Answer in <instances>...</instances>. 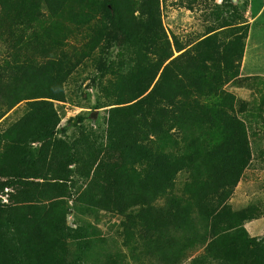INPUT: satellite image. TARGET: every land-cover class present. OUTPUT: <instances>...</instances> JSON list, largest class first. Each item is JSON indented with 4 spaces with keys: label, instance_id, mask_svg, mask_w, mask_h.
Returning a JSON list of instances; mask_svg holds the SVG:
<instances>
[{
    "label": "trees",
    "instance_id": "obj_1",
    "mask_svg": "<svg viewBox=\"0 0 264 264\" xmlns=\"http://www.w3.org/2000/svg\"><path fill=\"white\" fill-rule=\"evenodd\" d=\"M157 1L0 0V41L11 48L15 64L6 60L0 65V99L10 108L23 98V90L41 84L39 95L65 101L64 84L104 42L132 41L136 50L133 71L129 65L131 73L121 76L115 95L119 103L134 102L123 109L129 122H110L101 160L108 172L93 177L89 191L93 199L100 196L106 210L127 218L116 235L129 253H123L112 234L67 236L63 218L53 209L19 202L0 204V264H125L129 255L135 259L146 253L154 264H184L196 245L204 252L187 264H264L262 242L250 238L244 227L248 218L227 204L253 157L249 130L240 116L247 103L237 108L233 96L220 93L224 81L238 76L245 35L223 42L212 37L171 59L174 53ZM85 24L92 25L90 32L81 28ZM72 25L87 40L70 51ZM22 68L26 73L19 75ZM13 75L24 77L14 82ZM130 84L132 89H126ZM35 106L38 114L0 132V177H8L7 168L21 156V147L12 141H46L57 134L56 122L45 118L48 112L49 117L57 115L53 104ZM62 145L53 151V172L60 161L78 159ZM43 147L44 154L52 146ZM90 153L98 159L97 151ZM18 160L23 168H14V176L47 177L45 158L30 153ZM184 171L189 176L179 189L177 178ZM59 177L57 172L55 179ZM5 185L0 182V191ZM166 197V204L156 205Z\"/></svg>",
    "mask_w": 264,
    "mask_h": 264
},
{
    "label": "rangeland",
    "instance_id": "obj_2",
    "mask_svg": "<svg viewBox=\"0 0 264 264\" xmlns=\"http://www.w3.org/2000/svg\"><path fill=\"white\" fill-rule=\"evenodd\" d=\"M157 5L160 8L161 27L173 49L174 56L171 59L212 37L214 40V37L218 36L217 41L223 42L228 41L230 37L245 35L243 57L239 67H236L238 76L224 81L220 93L233 96L237 108L240 102L247 103L246 110L240 116L249 130L253 157L229 196L227 204L234 212L248 218L243 222L244 227L250 238L260 239L264 251V13H259L264 0H158ZM82 27L86 28L85 32H90L92 25L85 24ZM84 36L83 31L72 25L66 50L71 51L74 44L81 46L87 40ZM133 46L132 41L130 44L112 46L104 42L99 48L91 51L64 84L65 101L50 95H39L37 89L42 88L44 84L38 88L23 90V98L11 108L0 99L1 133L8 131L23 118L38 114L36 103L45 101L53 104L57 114L49 117L48 112L46 117L44 116L46 120L56 122L57 134L54 138L46 141H10L21 147L20 157L33 153L38 160L45 158V170L42 165L38 167L43 169L47 177L32 179L14 176L15 169L23 168V163L18 160L20 157L16 158L14 166L7 168L9 176L0 177V182L6 184L0 191L1 206H13L19 202L32 205L39 202L41 208L47 212L53 209L58 218H63L67 236L81 234L87 239L88 236L107 237L112 234L115 240L120 241L118 245L126 255L129 249L121 244L123 238L116 234L124 228L127 218L106 210L100 196L93 199L89 191L93 177L108 172L101 160L105 157L104 149L109 144L107 140L110 122H129L123 109L134 102L119 103L115 95L119 91L118 82L121 76L129 75L135 66L136 50ZM177 47L184 50L178 51ZM11 51L9 46L0 41V65L6 60L11 62L10 65H15ZM221 63L222 61L218 65ZM35 66L39 70L38 65ZM27 70L31 72L30 69ZM17 72L26 73V68ZM15 77L22 80L24 76H14L10 80L17 81ZM130 85L126 89H132L133 85ZM131 93H134V90H131ZM225 102V108L229 109L228 101ZM44 143L52 147L43 154ZM62 143V146L68 149L67 154L78 159H74V163H71L70 159L60 161L56 169L60 172L61 179H55L57 172L52 171L55 167L50 164L53 161L54 149ZM95 151L97 160L95 155L90 153ZM188 176L187 172H181L176 187L182 189ZM35 181H39L40 185L28 186V183ZM22 190H25V193L21 192ZM166 202L167 197L161 198L156 205L162 206ZM75 243L73 242L74 249L77 247ZM199 246L196 245L195 249L188 252L189 259L184 264L204 252ZM154 262V258L148 253L144 257L139 255L132 259L129 255L125 259V264Z\"/></svg>",
    "mask_w": 264,
    "mask_h": 264
},
{
    "label": "crops",
    "instance_id": "obj_3",
    "mask_svg": "<svg viewBox=\"0 0 264 264\" xmlns=\"http://www.w3.org/2000/svg\"><path fill=\"white\" fill-rule=\"evenodd\" d=\"M264 13V5L260 8L259 13Z\"/></svg>",
    "mask_w": 264,
    "mask_h": 264
}]
</instances>
